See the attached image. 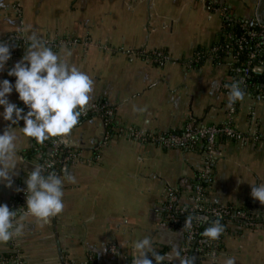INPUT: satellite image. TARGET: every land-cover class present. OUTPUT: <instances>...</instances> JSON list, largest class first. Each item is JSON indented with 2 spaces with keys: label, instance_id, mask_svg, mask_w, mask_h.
<instances>
[{
  "label": "crops",
  "instance_id": "0c3cea01",
  "mask_svg": "<svg viewBox=\"0 0 264 264\" xmlns=\"http://www.w3.org/2000/svg\"><path fill=\"white\" fill-rule=\"evenodd\" d=\"M209 1L0 0V42L11 50L0 79L14 82L7 71L35 35L93 81L88 103L78 109L87 116L64 136L65 146L79 157L60 171L64 208L47 222L20 205L19 191L32 167H42L41 154L18 128L23 121L12 125L18 163L11 185L0 181V204L16 212L24 228L0 243V256L15 253L12 259L21 264H133L134 244L144 238L154 251L179 250L183 235L165 226L162 201L171 188L179 190L181 203H189L201 155L142 144L121 134V128L160 134L193 120L229 124L252 135L245 142L218 139L209 196L214 203L252 207L264 216V204L250 196L252 185L264 184V99L246 93L229 105L223 86L231 84L234 63L209 55L219 47L220 10L248 20L247 5L255 8L259 0H212L214 7ZM189 59L192 64L186 66ZM8 99L23 109L15 91ZM98 103L112 111L107 127L100 115L89 113ZM8 125L0 120V131ZM66 174L75 183L65 180ZM222 244L218 264L228 258L233 264H264V224L253 230L232 227Z\"/></svg>",
  "mask_w": 264,
  "mask_h": 264
},
{
  "label": "clouds",
  "instance_id": "9594fccd",
  "mask_svg": "<svg viewBox=\"0 0 264 264\" xmlns=\"http://www.w3.org/2000/svg\"><path fill=\"white\" fill-rule=\"evenodd\" d=\"M24 55L7 71L14 77V82L0 79V120L9 125L0 131V181L11 185L10 173L17 168V137L13 131L18 127L25 137L43 142L49 137L68 133L77 124L80 111L89 101L93 81L83 71L70 66L60 59L57 53L45 46L35 35L28 37ZM70 55V52H66ZM11 57V50L6 42H0V70L4 69ZM15 91L19 101L28 109L17 107L8 96ZM244 99V93L237 83L230 85L228 104ZM65 180L75 183V177L65 175ZM63 180L60 176L42 174L40 166L32 167L24 180L26 209L33 217L47 222L49 217L59 214L63 208ZM250 196L264 204V184L252 185ZM23 224L16 220V212L10 211L6 204H0V243L8 242L18 236ZM223 231L219 222L212 223L204 230L203 235L215 240ZM136 252L133 264H172L179 258V252L160 255L152 249L148 238L140 239L134 244ZM151 256V259L148 257ZM180 264H192L190 257L180 260ZM225 264H233L228 258Z\"/></svg>",
  "mask_w": 264,
  "mask_h": 264
},
{
  "label": "built area",
  "instance_id": "2783aa9c",
  "mask_svg": "<svg viewBox=\"0 0 264 264\" xmlns=\"http://www.w3.org/2000/svg\"><path fill=\"white\" fill-rule=\"evenodd\" d=\"M215 2L210 0L209 6L214 7ZM222 16V33L223 41L219 47L209 50V55L221 60V56L230 58L233 64V77L231 84L237 83L243 93H254L257 97L264 99V87L249 85L246 83L247 78L252 75H260L264 72V27L253 18L244 19L232 16L226 9H221ZM246 46H252L250 52L246 55L245 67L236 68L238 58L246 50ZM221 56H220V55ZM218 56V57H217ZM192 64L189 59L186 66ZM229 86H223V89L229 92ZM233 106L229 107L228 116L233 115ZM112 111L103 103H98L90 109L91 114L102 117L103 127L109 124ZM88 111L80 110V118L87 116ZM78 119V120H79ZM121 134L127 138L142 144L155 146L162 150L173 148L195 149L201 155L202 166L199 170V179L209 181L212 173V165L217 154V141L220 137L227 138L235 142H245L252 135H243L232 128L231 125L224 126L203 125L193 120H189L178 131H165L160 134H152L145 131H135L130 128H121ZM106 134V133H105ZM107 135V134H106ZM64 136H55L50 141V151L46 154V160L41 162V168L50 173L57 175L54 170L55 164L64 168L71 162H76L78 154L73 150L67 152V155L61 160L58 159V152L61 147L67 148ZM106 139V137H104ZM258 143L259 138H252ZM262 144L263 141L261 142ZM69 149V148H67ZM41 159V157H39ZM174 190L167 188L165 190L164 200L162 201V216L165 226L169 230L178 231L185 234L184 244L179 248L178 261L185 257H190L192 264H199L205 260L204 264H218L219 255L222 250L218 251L217 247L222 243L223 237L227 233L226 228L236 227L239 229L253 230L264 224V216L259 215L252 207H238L234 205L219 204L211 201L210 196L205 195V191L198 183L189 193L188 204L174 208L177 201L173 195ZM25 187L19 191V202L22 208H26ZM183 218H188L185 222ZM219 222L223 231L215 240L205 237L196 241L195 237L201 225L209 227L214 222ZM0 264L2 262L0 261ZM10 264H21L19 258L10 260ZM85 264H91L88 260ZM165 264H168L167 260Z\"/></svg>",
  "mask_w": 264,
  "mask_h": 264
},
{
  "label": "trees",
  "instance_id": "16d2710c",
  "mask_svg": "<svg viewBox=\"0 0 264 264\" xmlns=\"http://www.w3.org/2000/svg\"><path fill=\"white\" fill-rule=\"evenodd\" d=\"M222 41H223V33H221L220 37H219V41L217 42V46H219L220 44H222ZM216 46V45H214ZM252 49V46H246V50L243 52V54L238 58L237 60V64H236V68L238 69H241L243 67H245L246 65V55L250 52V50ZM220 55V54H219ZM221 56V55H220ZM223 58V56H221V59ZM264 58V57H263ZM246 83L249 84V85H254V86H260V87H264V72L260 75H252L250 76L249 78H247L246 80ZM24 109V112H26L28 109L26 108V106L23 107ZM112 131H110L111 133ZM55 137V136H54ZM54 137H49L48 139L44 140L43 142H37L35 139H33V142H34V148H35V151L37 153H40L41 154V159H40V162L42 161H45L46 160V154L50 151L51 147H50V141L54 138ZM222 137H220L219 139H221ZM183 149V148H181ZM190 149V148H187V150ZM193 151H195V149H191ZM35 151H33L35 153ZM71 151V149H67V148H64V147H61L59 149V152H58V159L61 160L62 158H64L66 155H67V152ZM36 154V153H35ZM54 170V172L57 173V175L59 176L60 175V171H61V166L59 164H55L52 171ZM50 172H46L44 171L43 174L44 175H47L49 174ZM210 179H211V175H210V178H209V181H204V180H200L199 179V174H195L194 175V179H193V183H192V187H191V190L193 189V187L198 183V185H200L202 187V189L205 191V195H209V188H210ZM22 187V186H21ZM25 187V186H23ZM179 190L178 192H175L173 193V195L175 196V198L177 199V201L174 203V208H177V207H180V206H185L187 204H183L179 201ZM26 209V208H25ZM27 210V209H26ZM184 221L186 222L188 220V218H183ZM206 225H201L199 230H198V234L197 236L195 237V240L196 241H199V240H202L205 238V236L203 235L204 233V230L206 229ZM227 230H230L229 228H226V231ZM183 235V240L181 242V245L180 247L184 244L185 242V239H186V236L185 234H182ZM179 247V248H180ZM223 249V244L221 243L218 247H217V250L220 251ZM166 248H162V249H159V250H156V252H158L160 255L162 256H165L166 255ZM179 252V250H177ZM15 256V253H8V254H5V255H2L0 256V261L2 262V264H10V260ZM149 259H151V256L148 257ZM206 263L205 260H202L200 261L199 264H204Z\"/></svg>",
  "mask_w": 264,
  "mask_h": 264
},
{
  "label": "water",
  "instance_id": "95a60500",
  "mask_svg": "<svg viewBox=\"0 0 264 264\" xmlns=\"http://www.w3.org/2000/svg\"><path fill=\"white\" fill-rule=\"evenodd\" d=\"M253 10L256 20L264 27V0H259L258 5Z\"/></svg>",
  "mask_w": 264,
  "mask_h": 264
},
{
  "label": "rangeland",
  "instance_id": "374dc122",
  "mask_svg": "<svg viewBox=\"0 0 264 264\" xmlns=\"http://www.w3.org/2000/svg\"><path fill=\"white\" fill-rule=\"evenodd\" d=\"M254 4H255V3L249 4V5H247V7H246V8H247V12H248V13H247V17H250V19H251V18L254 19V10H253V8H254ZM87 262H88V261H87ZM87 262H86V263H87Z\"/></svg>",
  "mask_w": 264,
  "mask_h": 264
}]
</instances>
